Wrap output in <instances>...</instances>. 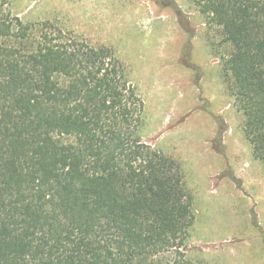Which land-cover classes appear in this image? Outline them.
I'll use <instances>...</instances> for the list:
<instances>
[{"label": "trees", "instance_id": "trees-1", "mask_svg": "<svg viewBox=\"0 0 264 264\" xmlns=\"http://www.w3.org/2000/svg\"><path fill=\"white\" fill-rule=\"evenodd\" d=\"M222 29V75L264 165V0H191ZM144 101L113 48L0 0V264H207L193 195L142 139Z\"/></svg>", "mask_w": 264, "mask_h": 264}, {"label": "rangeland", "instance_id": "rangeland-1", "mask_svg": "<svg viewBox=\"0 0 264 264\" xmlns=\"http://www.w3.org/2000/svg\"><path fill=\"white\" fill-rule=\"evenodd\" d=\"M25 22L51 20L113 48L144 101L142 139L177 160L193 195L187 255L264 264V165L222 75V29L191 0H10Z\"/></svg>", "mask_w": 264, "mask_h": 264}, {"label": "crops", "instance_id": "crops-1", "mask_svg": "<svg viewBox=\"0 0 264 264\" xmlns=\"http://www.w3.org/2000/svg\"><path fill=\"white\" fill-rule=\"evenodd\" d=\"M19 15V14H18Z\"/></svg>", "mask_w": 264, "mask_h": 264}]
</instances>
